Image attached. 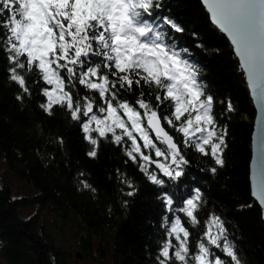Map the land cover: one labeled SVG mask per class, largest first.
<instances>
[{
    "label": "trees",
    "instance_id": "trees-1",
    "mask_svg": "<svg viewBox=\"0 0 264 264\" xmlns=\"http://www.w3.org/2000/svg\"><path fill=\"white\" fill-rule=\"evenodd\" d=\"M160 2L158 15L169 16L183 28V32H175L163 26L168 43L177 50L187 49L182 55L197 66L205 95L213 97L216 124L227 130L224 166H216L210 155L186 147L183 135L166 123L189 163L176 181L163 177L155 164H147L149 172L155 171L165 180L163 188L141 171L138 154L135 162L126 155L131 143L127 138L117 145L108 134V139L99 140L97 155L90 157L88 152L94 146L85 139L81 121L73 120L66 107L54 105L51 115L40 107L46 102L40 89L51 86L35 71L25 73L31 95L16 99L20 88L10 80L7 69L11 65L0 51V264H158L164 242L171 239L178 244L174 236L167 235L175 216L188 228L189 247L195 252L198 241L207 243L206 221L213 214L223 222L242 264H264V218L250 180L256 108L245 72L231 41L212 22L202 0ZM141 90L154 104L158 91L154 86H133V92H121L120 99L132 101ZM75 91L81 97L97 98L99 103L96 92L79 85ZM229 102L232 111H228ZM138 142L152 159L171 163L170 158L156 157L154 149L143 148L139 137ZM212 167H217L215 174ZM13 177L33 192L12 185ZM195 188L203 193V202L196 213L200 223L192 226L178 209ZM162 191L172 196L171 210L161 199ZM29 205L36 208L26 215L23 208ZM46 214L59 221L56 229L60 232L73 228L77 250L75 245L71 249L65 246L64 238L47 228ZM100 246L105 248L102 252ZM170 264L178 262L173 258Z\"/></svg>",
    "mask_w": 264,
    "mask_h": 264
},
{
    "label": "snow or ice",
    "instance_id": "snow-or-ice-1",
    "mask_svg": "<svg viewBox=\"0 0 264 264\" xmlns=\"http://www.w3.org/2000/svg\"><path fill=\"white\" fill-rule=\"evenodd\" d=\"M202 2L212 22L234 46L264 113V0ZM161 6L160 0H0V51L11 65L7 69L10 80L20 88L17 100L31 95L25 73L35 71L51 86L40 89L46 97L40 107L49 115L54 105L66 107L73 120L81 121L85 139L94 146L88 152L90 157L97 155L99 140L108 139V134L117 145L127 138L131 143L126 155L135 162L138 154L141 171L163 188L165 180L155 171L149 172L147 164H155L163 177L176 181L189 163L165 123L183 135L186 147L210 155L219 167L225 163L227 130L216 124L213 97L205 95L197 66L182 55L187 49L177 50L168 43L163 26L175 32H183V28L169 16L158 15ZM77 85L96 92L99 103L97 98L81 97L75 91ZM133 86L158 89L155 103L146 99L142 90L132 101L120 99L121 92L132 93ZM232 110L229 102L228 111ZM92 132L98 136L93 137ZM138 137L143 148L154 149L156 157H164L165 161L170 158L171 163L146 155ZM156 141L166 147L157 146ZM259 145L262 171L252 195L264 211V128ZM210 171L215 174L217 167ZM161 199L171 210L172 196L162 191ZM202 202L203 193L195 188L178 209L192 226L200 223L196 213ZM206 225L207 243L198 241L192 252L190 232L181 217L175 216L167 235L174 236L178 244L166 240L157 257L158 264H170L173 258L178 264H242L220 217L211 215Z\"/></svg>",
    "mask_w": 264,
    "mask_h": 264
},
{
    "label": "water",
    "instance_id": "water-1",
    "mask_svg": "<svg viewBox=\"0 0 264 264\" xmlns=\"http://www.w3.org/2000/svg\"><path fill=\"white\" fill-rule=\"evenodd\" d=\"M239 61H240V59H239ZM244 72H245V70H244ZM245 75H246V72H245ZM246 79H247V75H246ZM247 83H248V87L250 90L251 97L253 99V102H254V105L256 108V116H255L254 129H253V135H252V158L250 161V180H251V187H252V193H253L254 185L259 181V179L261 177V171H262L261 160H260L259 136L261 134V129L264 128V122H262V116H264V113H262V111H261L260 103L258 102L256 95L254 94L252 88L250 87L248 80H247ZM165 128L167 131H169L166 126H165ZM169 134L172 135L170 133V131H169ZM153 135L155 136L154 133H153ZM174 140H175V138H174ZM175 142H176V140H175ZM253 198L259 203V201L254 196H253ZM259 205H260V203H259ZM262 214H263V218H264V211H262Z\"/></svg>",
    "mask_w": 264,
    "mask_h": 264
},
{
    "label": "rangeland",
    "instance_id": "rangeland-1",
    "mask_svg": "<svg viewBox=\"0 0 264 264\" xmlns=\"http://www.w3.org/2000/svg\"><path fill=\"white\" fill-rule=\"evenodd\" d=\"M12 185L14 186H19L20 190L22 192H33V189L28 186L27 184L23 183L20 179L13 177L12 178ZM35 205H29L25 208H23V212L26 215H30L35 211ZM46 217L48 219V225L47 228L54 234V235H60L61 237L64 238L65 241V246H68L70 249L75 245V234L73 233V228H65L60 232L58 229H56V226H58L59 221L56 220L55 216H52L51 214H46ZM101 246L99 247V251H103L104 249L101 250ZM75 250H77L76 245L74 246ZM91 261V259H90Z\"/></svg>",
    "mask_w": 264,
    "mask_h": 264
}]
</instances>
